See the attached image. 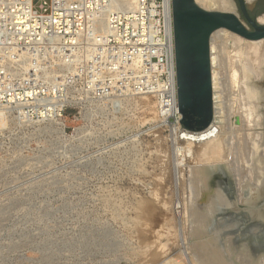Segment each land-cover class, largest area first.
Masks as SVG:
<instances>
[{"label": "rangeland", "instance_id": "rangeland-1", "mask_svg": "<svg viewBox=\"0 0 264 264\" xmlns=\"http://www.w3.org/2000/svg\"><path fill=\"white\" fill-rule=\"evenodd\" d=\"M58 2L0 0V22H16L15 11L49 22L56 11L64 14ZM250 4L264 8L261 0ZM227 38L219 42L224 59L235 45ZM36 60L46 63L50 105L36 104L30 122L13 114L0 122V264H210L215 252L221 264H264V233L234 211L220 207L204 226L196 220L212 212L199 197L220 192L238 205L241 192L239 140L228 116L238 89L228 67L219 76L227 81L223 96L214 97L226 111L214 122L215 134L225 136V158L207 162L202 136L162 117L157 95L137 90L124 62Z\"/></svg>", "mask_w": 264, "mask_h": 264}, {"label": "built area", "instance_id": "built-area-1", "mask_svg": "<svg viewBox=\"0 0 264 264\" xmlns=\"http://www.w3.org/2000/svg\"><path fill=\"white\" fill-rule=\"evenodd\" d=\"M55 1L64 4V14L55 12L46 19L49 22H0V111L5 112L0 113V122L2 114L5 120L13 114L20 123L30 122L36 104L50 105L48 70L46 63L37 66L40 56L45 62L60 56L70 64L108 56L115 64L124 62L136 89L156 94L160 115L180 126L172 0H137L134 8L123 0ZM169 72L173 73V92L166 86ZM13 95L15 102L9 103ZM170 99L177 104V113ZM50 113L47 109L43 118Z\"/></svg>", "mask_w": 264, "mask_h": 264}, {"label": "bare ground", "instance_id": "bare-ground-1", "mask_svg": "<svg viewBox=\"0 0 264 264\" xmlns=\"http://www.w3.org/2000/svg\"><path fill=\"white\" fill-rule=\"evenodd\" d=\"M128 1L123 0L124 3H127L132 8L135 7V4L137 5V0H128ZM195 1L200 7L209 11L235 13L233 10L234 7L232 6V2L230 0H195ZM247 1L253 2L254 0H247ZM15 19L17 20V21L15 20L16 22H20V23L28 22L25 15L21 16L17 14ZM54 19H56L57 24L58 22H60L59 18L56 17ZM259 21L261 23H264V15H262L259 18ZM27 26L28 25H26V27ZM34 28L37 29L40 28V26L35 25ZM22 29H24V27ZM37 31L39 35H41L40 31L39 30ZM43 31H45V29H43ZM223 35L230 37V39L229 38L225 40L222 39L225 42V44L231 39L233 41L232 43L235 44L233 45L234 46L233 49H231L232 51L230 50V48L228 49V51L227 50L224 51L225 53L228 52L226 59L223 58L224 56L222 57L220 52L221 45L219 46L220 39L222 38ZM247 56L250 58H248ZM211 62H212L214 97L216 95H218L219 97L223 96L222 94L223 92H221V89L224 91L223 88H226L224 87L223 83H226L227 81L225 80L226 82L225 81L223 82L222 80L219 79V76L222 75L223 69H225V67H228L227 69L229 71L228 73L230 74L229 76L232 77V90L233 87L238 89L237 91L235 90L233 91V93L235 94L237 92V95L235 96L234 94H232L233 99L231 100V104L229 105L228 108L229 111L228 116L231 126L230 133H232V135L237 134L239 140V145H238L239 147L236 152L239 160H235V161L238 163V165L243 164V166H241V169L240 168H239L240 170L238 169L240 171V173L238 172L239 173L238 176L240 177L239 186H241V192H240V201L237 200L238 205H236V202L232 198H230L228 194H222L220 192L216 193L215 198L211 197L205 199L204 197H199V200H201L202 203L206 201L209 203L210 205L209 208L210 211L212 212L203 215L201 213V215H199L196 218V220H199V222L203 225L207 222L208 219L209 221L211 220L212 215L216 214L220 207H223L228 211L230 210L234 211L233 213L234 215H232V217L240 216L241 220L245 221L246 224L248 223L251 227H253L255 232H262V231L264 232V202H263L264 132L257 131L258 129L264 128V105L262 103L263 97L261 96L262 95L261 89L258 87V83L263 77L262 67L264 65V40L257 42H249L239 37L238 35L232 34L227 30H219L216 33H214L211 39ZM172 77H173V73L169 72L170 82L168 83V85L166 84V86L169 87L171 92H173L172 90L174 88ZM15 97L16 96L14 95L11 96L8 102L9 103L15 102ZM19 100H22V96H19ZM168 103L170 107H172L173 111L177 113L178 108H177V104H175L174 99H170ZM21 109L22 108H19V110ZM1 112L5 114L4 111L1 110L0 113ZM217 114L220 115L221 117L220 119L224 120L225 119L224 115L226 114V111L221 106H216L214 104V117ZM49 115H51V113ZM214 122H215V118H214ZM214 122L210 128H208L207 130L201 133L186 132L182 130L180 126V129L182 132H184V134L188 133V134H195L197 136H202L204 147L202 149L203 150L202 153L200 154V158L207 162L218 158L220 159L225 158L223 157L224 148L226 146L225 136L223 135L218 137L217 133L215 134ZM228 131L229 130L227 129V132ZM234 135L233 138H235ZM237 168L235 169L237 170ZM200 209H202V207H200ZM195 223H197L198 225V221H196ZM235 226L236 225H232V227ZM194 227L196 228L197 226ZM219 232L221 233L222 231L219 230ZM215 253L217 257L220 256L217 254V252ZM210 254H208L209 260L207 259L208 260L207 263L221 264V262H218V260H216L217 258H214L216 255L212 257L213 254L212 255ZM200 262L202 263V261Z\"/></svg>", "mask_w": 264, "mask_h": 264}, {"label": "water", "instance_id": "water-1", "mask_svg": "<svg viewBox=\"0 0 264 264\" xmlns=\"http://www.w3.org/2000/svg\"><path fill=\"white\" fill-rule=\"evenodd\" d=\"M234 3L240 14L209 11L195 0H172L177 101L180 126L186 132L201 133L214 122L211 62L214 33L227 30L249 42L264 40V25L250 15L255 5L247 0ZM234 196L240 201L239 193Z\"/></svg>", "mask_w": 264, "mask_h": 264}, {"label": "trees", "instance_id": "trees-1", "mask_svg": "<svg viewBox=\"0 0 264 264\" xmlns=\"http://www.w3.org/2000/svg\"><path fill=\"white\" fill-rule=\"evenodd\" d=\"M261 2H264V0H261ZM262 12H264V8H261L260 5L258 4L256 6V8L250 13V15H251V17L253 19H256V16L259 15V14H261ZM242 18H243V16H242Z\"/></svg>", "mask_w": 264, "mask_h": 264}]
</instances>
